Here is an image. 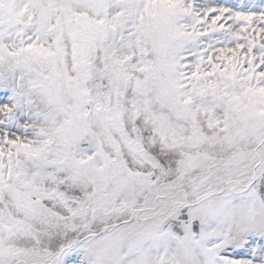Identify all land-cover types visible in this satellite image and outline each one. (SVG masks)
Returning <instances> with one entry per match:
<instances>
[{
	"label": "clouds",
	"instance_id": "9594fccd",
	"mask_svg": "<svg viewBox=\"0 0 264 264\" xmlns=\"http://www.w3.org/2000/svg\"><path fill=\"white\" fill-rule=\"evenodd\" d=\"M234 261L264 264V0H0V264Z\"/></svg>",
	"mask_w": 264,
	"mask_h": 264
},
{
	"label": "snow or ice",
	"instance_id": "6c2138e0",
	"mask_svg": "<svg viewBox=\"0 0 264 264\" xmlns=\"http://www.w3.org/2000/svg\"><path fill=\"white\" fill-rule=\"evenodd\" d=\"M237 15L239 16V15H240V13H237ZM246 18H247V17H246ZM232 264H237V262H235V261H234V262H232Z\"/></svg>",
	"mask_w": 264,
	"mask_h": 264
}]
</instances>
